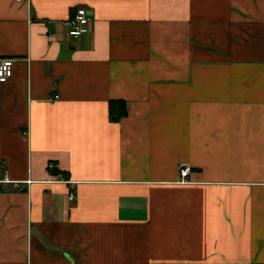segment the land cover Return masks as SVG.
<instances>
[{
	"label": "crops",
	"instance_id": "0c3cea01",
	"mask_svg": "<svg viewBox=\"0 0 264 264\" xmlns=\"http://www.w3.org/2000/svg\"><path fill=\"white\" fill-rule=\"evenodd\" d=\"M7 58L0 264H264V0H0Z\"/></svg>",
	"mask_w": 264,
	"mask_h": 264
},
{
	"label": "built area",
	"instance_id": "2783aa9c",
	"mask_svg": "<svg viewBox=\"0 0 264 264\" xmlns=\"http://www.w3.org/2000/svg\"><path fill=\"white\" fill-rule=\"evenodd\" d=\"M21 2L22 0H17ZM92 17L90 12L81 8L77 10L73 19L69 22L70 36L79 39L83 35H86L90 32ZM14 65L15 62L13 59H2L0 60V83L5 84L9 82L14 74ZM54 164L49 165V169H54ZM190 168L188 166L181 169V175L183 178H188L190 173ZM70 199L73 200L74 196L71 195Z\"/></svg>",
	"mask_w": 264,
	"mask_h": 264
},
{
	"label": "trees",
	"instance_id": "16d2710c",
	"mask_svg": "<svg viewBox=\"0 0 264 264\" xmlns=\"http://www.w3.org/2000/svg\"><path fill=\"white\" fill-rule=\"evenodd\" d=\"M127 115L126 104L121 101L111 102L109 105V116L112 121H119Z\"/></svg>",
	"mask_w": 264,
	"mask_h": 264
}]
</instances>
